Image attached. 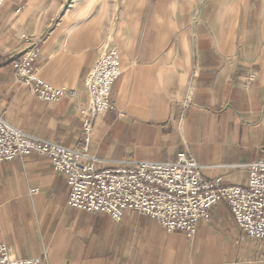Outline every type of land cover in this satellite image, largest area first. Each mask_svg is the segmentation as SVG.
<instances>
[{"label":"crops","instance_id":"0c3cea01","mask_svg":"<svg viewBox=\"0 0 264 264\" xmlns=\"http://www.w3.org/2000/svg\"><path fill=\"white\" fill-rule=\"evenodd\" d=\"M31 49L39 50L38 78L74 98L45 103L17 80L2 81ZM109 50L123 73L112 109L95 124V158L134 166L186 152L207 180L247 185V166L264 159V0H5L0 116L78 148L85 81ZM70 195L45 156L0 164V243L44 264H264V242L247 237L226 202L189 238L131 210L119 223L92 216L72 208Z\"/></svg>","mask_w":264,"mask_h":264},{"label":"built area","instance_id":"2783aa9c","mask_svg":"<svg viewBox=\"0 0 264 264\" xmlns=\"http://www.w3.org/2000/svg\"><path fill=\"white\" fill-rule=\"evenodd\" d=\"M5 0H0V10ZM39 50L26 51L13 64L17 81L36 99L58 103L75 90L54 88L37 76ZM115 50L105 52L88 74L87 105L80 110L83 136L78 148H68L31 136L0 116V164L30 155L50 159L54 171L71 187L69 205L92 216L106 214L119 223L127 210L155 220L167 233L191 238L213 207L226 202L236 224L248 238L264 242V159L247 166L246 186H224L221 178L207 180L203 167L188 153L174 163L140 162L134 166H104L90 153L98 118L113 107L112 92L122 75ZM0 264H44L40 257L18 259L0 243Z\"/></svg>","mask_w":264,"mask_h":264},{"label":"rangeland","instance_id":"374dc122","mask_svg":"<svg viewBox=\"0 0 264 264\" xmlns=\"http://www.w3.org/2000/svg\"><path fill=\"white\" fill-rule=\"evenodd\" d=\"M4 63H5V58L0 56V65H3ZM15 74L16 73L14 72L13 67L10 70L4 71L3 76H2V81L4 83L12 84L14 81L17 80ZM4 86H5L4 84L3 85L0 84V88Z\"/></svg>","mask_w":264,"mask_h":264}]
</instances>
